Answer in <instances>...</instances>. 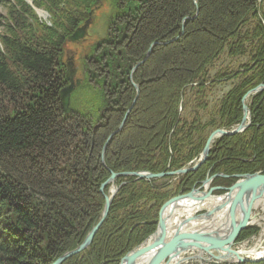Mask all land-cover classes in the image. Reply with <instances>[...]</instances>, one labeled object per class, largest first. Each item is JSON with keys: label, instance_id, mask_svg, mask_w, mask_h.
<instances>
[{"label": "trees", "instance_id": "obj_1", "mask_svg": "<svg viewBox=\"0 0 264 264\" xmlns=\"http://www.w3.org/2000/svg\"><path fill=\"white\" fill-rule=\"evenodd\" d=\"M107 1L113 5L110 27L90 51L83 82L72 97V112L66 114L59 95L66 84V38L91 8ZM33 3L51 14L50 24L25 0H0L6 10L0 12V264H53L80 244L99 219L105 201L100 187L111 171L166 172L185 166L200 155L206 141L204 135L195 141V135L208 126L238 124L243 95L264 83V0ZM242 34L251 40L254 55L235 72L223 74L226 80H242L219 102V120L212 116L203 124L196 107L207 110L203 99L209 68L226 47L232 56L245 51ZM177 36L154 46L137 68L138 100L124 128L103 151L136 94L129 77L132 67L145 58L153 41ZM188 86L194 90L191 97L199 99L198 106H192L196 114L191 122L180 105ZM100 107L107 108L106 116L94 129L90 111L100 116ZM249 107L251 124L241 133L217 139L199 169L180 175L178 192L157 188L146 179L118 177L119 193L93 242L63 264H119L154 232L159 209L171 193L188 192L214 173L264 170V91L252 96ZM236 180L216 177L213 184L230 186ZM259 230L249 226L237 241ZM235 264H264V259Z\"/></svg>", "mask_w": 264, "mask_h": 264}, {"label": "water", "instance_id": "obj_2", "mask_svg": "<svg viewBox=\"0 0 264 264\" xmlns=\"http://www.w3.org/2000/svg\"><path fill=\"white\" fill-rule=\"evenodd\" d=\"M88 24L89 21L71 35L69 39L77 41L83 38ZM151 51L152 48L148 50L145 58L141 62H138L136 67L146 60L151 54ZM135 87L139 93V86L135 85ZM72 89L73 85H69L61 91L62 106L66 112L70 111L69 104ZM261 90H264V83H260L250 89L245 97ZM249 112L248 105L243 103L244 116L239 125L231 130H214L207 138L201 157L194 166L171 171L168 172V174H180L196 170L208 157L211 144L216 138L236 134L251 124ZM126 117L127 116H125L119 127V130L122 128ZM117 131H115V133ZM120 175L152 178L160 177L163 173L154 174L148 171L111 172V177L103 183V186ZM220 175L227 176L226 174ZM235 176L238 177V179L229 187L220 186L209 191H201L199 188H194L190 192L179 194L168 199L160 208L159 221L155 231L143 242L127 252L121 258L119 264H160L164 261L165 264H180L187 259L207 257H212L221 261L235 258L237 263L263 260L264 252L257 257H248L245 256L243 250L234 249L233 245L237 234L248 226L252 218L251 211L255 203L264 198V172L257 171L254 173L235 174ZM211 179L212 177L204 182L208 183ZM216 189H224L225 192L222 194H214L213 191ZM116 191L117 188L113 187L112 195H105V206L100 219L87 233L83 242L76 248L63 253L53 264H62L67 258L89 247L95 234L107 217L113 195ZM184 200H212L215 204L208 208H203L204 211L199 214L189 216L187 214V216L179 222L176 229H174V225H171V222L175 213L170 209L175 210L178 206L177 203ZM194 221H196V223ZM190 249L197 250L198 253L196 255L183 256L184 252L186 253V251ZM175 258H177V260L173 262Z\"/></svg>", "mask_w": 264, "mask_h": 264}, {"label": "rangeland", "instance_id": "obj_3", "mask_svg": "<svg viewBox=\"0 0 264 264\" xmlns=\"http://www.w3.org/2000/svg\"><path fill=\"white\" fill-rule=\"evenodd\" d=\"M26 2H28L34 8V10L36 11V14L39 16V18H41L42 21H44L45 23H48V24L51 22V14L46 9L35 6L34 3H33V0H26ZM194 2H195L196 5H198V0H194ZM112 6L113 5L111 4V2L107 1L104 4L102 3L101 6L98 5V6H94L93 8H91L88 13H90L92 11V14L90 16V23L87 25V27L85 29V32H86L85 33V36L83 38L77 40V41H72V40L68 39L78 29L82 28L86 24V22H87L86 20L82 21L80 23V25L66 38L65 49H64V58H63L64 63L66 65V72H67V75H66V84L61 88L60 93H59L60 100H61V91H62V89H64L65 87H67L69 85H73V89H72V91L70 93V104H69L70 111L69 112H65L64 111L66 114H69V113L72 112V104H71L72 97H73V94L76 93V89L78 87H80L81 86V83L83 82V79H84V70H85V65H86L85 61H87L88 57H90V55H91V52L90 51L93 49V46L99 44L101 42V39L105 38V36L107 35L108 29H109L110 24H111V23H108V18H109V13L111 12ZM0 12L1 13H4V14L6 12L4 6H2V5H0ZM198 12H199V7L196 9V13L194 14L193 18L197 16ZM248 26H250V25L248 24ZM248 26H246V25L243 26V31H247V29H248L247 27ZM3 30H4L3 27L0 25V32H3ZM183 31H184V27H183V30L180 32V34H182ZM177 37L173 38L170 41L175 40ZM246 38H247L246 34H242L241 35L240 40L242 42L243 49H245V51L242 54H239V55H236V56H232L229 53V48L226 47L224 49L223 53L220 55L219 59H217L214 62V64L210 66L209 71H208L209 73H208V76H207V78L209 79V81L207 83V89H206L207 93H206V96L203 99L206 102V106H204V107L207 110L205 112H203V109L202 108L196 107L197 101L199 99L197 100V99L191 97L192 92L194 91L192 89V87L191 86H188L186 88V90H185V96L181 100V104H180L181 105V110H183V111H181V112H183L182 114L185 117H187L186 120H188L189 122H191L192 120H190V119H192L195 116V114H196V111L192 108V106H195L197 110H200V116L202 117L203 124L206 123L210 119V117H212V116L213 117H216L219 120V116L215 114L216 111H217V109H218V107H219V105H220L219 102L221 101V99L228 92H230L233 88H235L238 84H240V81L242 80V78H240L239 76H232L231 78H229V79L226 80L225 77H223V74L225 72L226 73L235 72L237 69H239V67L241 65H243L246 62L250 61L251 56L254 55V51H252L251 40H248ZM253 41L256 42V40H253ZM151 46L153 47V44H151ZM67 60L71 62V69L68 67ZM142 60H140L138 62H141ZM138 62H136V63H138ZM218 74H219V76H217ZM224 76H226V75H224ZM216 78H218V79H216ZM196 84L197 83H193V85H196ZM259 84H257V85H259ZM254 87H252V88H254ZM252 88H250V89H252ZM250 89H248L245 92V94L243 95V97H242V107H243V103H246L248 105V107H249V104L251 102L252 96H254L255 94H257V93H259L261 91H264V90H261V91L255 93V94H252V95H250L248 97H245V95L247 94V92ZM139 91H140V87H139ZM139 94H140V92L138 93L137 90H136V96L137 97H139ZM61 103H62V100H61ZM183 104H185V110H184ZM74 105H75V108H81L82 109V107L79 106L78 104H74ZM131 105L127 109V111L125 112V114L123 116V119H122L121 123L119 124V126L115 130H113L111 132V134L109 135L108 139L105 142L104 150L103 151H105V149H106L109 141L111 140V138L115 134H117L119 131H121L124 128V125H125V123L127 121V118H128L130 112L132 111V109L134 107V105H133V107ZM106 109L107 108H104V107L101 108L100 107L99 112H98V114L100 113V116H98L96 113H92L90 111V114L94 115V116H91V117H93V119L96 121V124L94 125V129L97 128V125H98L97 123H99L106 116V112H104ZM249 111H250L249 112V115H250V119H251V109H250V107H249ZM85 113L87 114V112H85ZM125 116H127L126 117V120H125L122 128L119 130V127L121 126V124H122ZM237 125L238 124H235V125H233V126H231L229 128H226V126H218L217 128H214V129L212 128V126H208L207 129L204 132H202L201 134L200 133L196 134L194 140L195 141H198L199 138L201 137V135H204L206 137V140H207V138L209 137V135L214 130H216V129L231 130V129H233L234 126H237ZM115 131H117V132L115 133ZM232 135H234V134H232ZM221 137H223V136H221ZM221 137H219V138H221ZM219 138H216L212 142L211 148H212L213 143L217 139H219ZM211 148H210V150H211ZM201 153H202V151H201ZM201 153H200V155L198 157H196L193 160L189 161L185 166H183L181 168L194 166L198 162V160L200 159ZM102 154L104 155V152ZM207 159H208V157L206 158V160L200 166H202L207 161ZM200 166L197 169H199ZM181 168H179V169H181ZM176 170H178V169H172V170H168L166 172H153V171H150V170H132V171L116 172V173H122V172H134V171H148V172H152L154 174L163 173V175L160 176V177H152V178H144V177L143 178H139V177H136L134 175H120V176L115 177V179L113 181H109L105 186H103V183L106 182L107 180H109V178L111 177V174H110V176L101 184L100 192L102 193V195L104 197V200H105V195H108V196L112 195L113 187H116L117 188V191L113 195V199H112V203H113L114 199L117 197V194L119 193L120 186L122 185V183L121 184H117L116 179L118 177H122V176L123 177L134 176L135 177V180L146 179V180L151 181V184L154 185V186H156L157 188L165 189V190H168L169 192H178L177 191V184L180 182V175L186 174V173H188L190 171H188L186 173H180V174H168V172L176 171ZM192 171H195V170H192ZM111 172H114V171H111ZM236 174H242V173H236ZM233 175H234V177H236L235 174H233ZM237 179H238V177H237ZM184 193H187V192H184ZM213 193L219 194V193H217V190H214ZM171 194H172V196L178 195L177 193L176 194L171 193ZM172 196H170L169 198H171ZM262 199H264V198H262ZM167 200H165L163 202V204ZM112 203L110 205L108 214L110 212ZM162 205H161V207H162ZM104 206H105V201H104L103 209H104ZM210 206H211V204L209 203L208 204V207H210ZM103 209H102V211H103ZM102 211H101V213H102ZM202 211H200L198 213H201ZM108 214H107V216H108ZM251 215H252V218L250 219L247 227L256 225V226H258L260 228V230H259V232L256 235H253L250 238H248V239H246V240H244L242 242H238L237 239H238V236H239L240 232L242 231L241 230L237 234V236H236V240H235L234 245H233V248L234 249L242 250L244 247H249L250 245L253 244L254 240L261 234L262 229L264 227V205L262 204V202L259 203L258 205L256 204L252 208ZM100 216H101V214H100ZM185 216H187V215H185ZM106 218H105V220H106ZM99 219H100V217H99ZM99 219L97 220V222L99 221ZM105 220H104V222H105ZM97 222L94 223L93 226L95 224H97ZM92 227L90 228V230L92 229ZM96 234H95V236H96ZM150 235H148L146 238H148ZM88 248L89 247H87L86 249H88ZM70 250H72V249H70ZM83 251H81V252H83ZM77 254H79V253H77ZM183 255L184 256H191L193 254L186 252ZM71 257H69V258H71ZM69 258H67V259H69ZM66 260H64V262ZM235 263H237L235 261V258H230L228 260L221 261V260H216V259H214L212 257H207L206 260H203L201 258H191V259H187V260L181 262L180 264H235Z\"/></svg>", "mask_w": 264, "mask_h": 264}, {"label": "bare ground", "instance_id": "obj_4", "mask_svg": "<svg viewBox=\"0 0 264 264\" xmlns=\"http://www.w3.org/2000/svg\"><path fill=\"white\" fill-rule=\"evenodd\" d=\"M26 1V0H25ZM102 5V4H101ZM101 5H99V6H101ZM111 13V12H110ZM110 13H109V15H110ZM91 14H92V11L90 12V13H88L87 14V18L85 19L86 21H89V23H90V16H91ZM41 19V18H40ZM187 19H189V17H185V20H187ZM50 24V23H49ZM178 38V37H177ZM176 38V39H177ZM69 39V38H68ZM169 42H171V41H167V42H159V41H153L152 42V44H153V47L154 46H156V45H158V44H167V43H169ZM153 47H151V45H150V48H152L153 49ZM149 48V49H150ZM152 52V51H151ZM149 57V56H148ZM147 57V58H148ZM146 58V59H147ZM146 61V60H145ZM144 61V62H145ZM67 62H68V67L71 69V62L70 61H68L67 60ZM143 62V63H144ZM138 63H136L133 67H132V69H131V71H130V75H129V77H130V79L132 80V83L134 84V86L135 85H138L139 86V84L138 83H136L135 81H134V73L136 72V70H137V68L142 64H139L137 67H136V65H137ZM136 67V68H135ZM66 75H67V72H66ZM135 89L137 90V88L135 87ZM140 92V91H139ZM137 100H138V97L136 96V94H135V96H134V98H133V100H132V103L135 105L136 104V102H137ZM132 104V105H133ZM131 105V106H132ZM64 109V108H63ZM65 111V110H64ZM66 112V111H65ZM243 116H244V114H243ZM243 116H242V118H243ZM242 118H241V120H240V122L238 123V125L242 122ZM236 126H234L233 128H235ZM247 127H245L242 131H240V132H238V133H241V132H243L245 129H246ZM226 136V135H225ZM228 136V135H227ZM205 144H206V141H205ZM205 144H204V146H205ZM210 154V153H209ZM258 171H262V172H264V170H258ZM255 172H257V171H255ZM254 173V172H253ZM220 174H226V173H214V174H212V175H208L205 179H203L202 181H201V183L198 185V186H195V187H193L192 189H194V188H199L201 191H209V190H211V189H213V188H215V187H220V186H223V187H229V186H226V185H224V184H213V181H214V179L216 178V177H221V178H228V177H230V176H234V175H229V174H226L227 176H223V175H220ZM242 174H244V173H242ZM210 177H212V179L208 182V183H205L204 181H206L208 178H210ZM191 189V190H192ZM190 190V191H191ZM217 191L218 190H223V192L222 193H224V189H216ZM190 191H188V192H190ZM222 193H219V194H222ZM182 194V193H181ZM215 194V193H214ZM179 195V194H178ZM174 196H177V195H174ZM174 196H172V197H174ZM171 197V198H172ZM170 199V198H169ZM262 202V204L264 205V199H260V200H258L257 202H256V204L258 205L259 203H261ZM211 204V205H213V204H215L212 200H184V201H180L179 203H177V207L175 208V210L174 209H170V210H172V212L173 213H175L174 215V217H173V220H172V222H171V225L173 224L174 225V229H176V227H177V225H179V222L183 219V218H185V215H187L188 214V216L189 215H193V214H199L198 212H200V211H202L203 210V208H207L208 207V204ZM255 204V205H256ZM202 207V208H201ZM169 210V211H170ZM204 211V210H203ZM202 211V212H203ZM159 213H160V209H159V212H158V220H157V223H158V221H159ZM195 223H196V221H194ZM193 222V223H194ZM194 223V224H195ZM204 223V222H203ZM101 227V226H100ZM156 227H157V225H156ZM156 229V228H155ZM155 231V230H154ZM131 250V249H130ZM129 250V251H130ZM244 252H245V256H248V257H257V256H259L260 254H262L263 252H264V227H263V229H262V232H261V234L254 240V242H253V244L252 245H250L249 247H244L243 249H242ZM128 251V252H129ZM186 252H188V253H191V254H194V255H196L197 253H198V251L197 250H193V249H190V250H187ZM185 253V252H184ZM184 256V255H183ZM178 258V257H177ZM177 258H175L174 260H173V262H175L176 260H177ZM201 259H203V260H206L207 258H201ZM121 260V259H120ZM167 260V259H166ZM120 262V261H119ZM165 262V261H164ZM164 262H161L160 264H165Z\"/></svg>", "mask_w": 264, "mask_h": 264}]
</instances>
